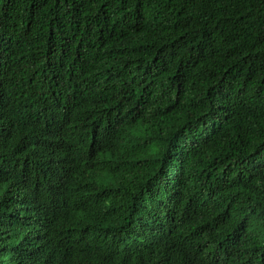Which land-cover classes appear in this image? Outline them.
<instances>
[{
	"label": "trees",
	"instance_id": "1",
	"mask_svg": "<svg viewBox=\"0 0 264 264\" xmlns=\"http://www.w3.org/2000/svg\"><path fill=\"white\" fill-rule=\"evenodd\" d=\"M53 89L88 117L63 121ZM78 181L97 202L58 215L54 264H185L119 248L153 206L215 240L200 264H264V0H0V264H44L38 208L90 199Z\"/></svg>",
	"mask_w": 264,
	"mask_h": 264
},
{
	"label": "clouds",
	"instance_id": "2",
	"mask_svg": "<svg viewBox=\"0 0 264 264\" xmlns=\"http://www.w3.org/2000/svg\"><path fill=\"white\" fill-rule=\"evenodd\" d=\"M81 88L83 91H85L84 86H81ZM69 93L73 94V92ZM74 95L75 97H64L58 93L56 89H53L50 93H45L41 101H47L49 103L61 105L64 115L63 121L72 124L75 122L76 108H80L85 116H87L83 110L84 105L81 103V96H78L77 94ZM76 105L78 106L75 107ZM1 117L11 122L8 118L3 116ZM44 143L45 147L50 152L55 154L57 164L59 159L62 157L56 152V150L60 147V138H51L49 141L45 140ZM95 179L96 177L93 178V181H95ZM76 191L78 194L85 196L92 195V197L86 201H83L75 197L74 199H70V197L57 194L55 199L60 206L61 213L55 211L52 204L51 207L48 205H42L38 208L46 209L44 216V218H46L45 231L47 232L49 240L43 241L37 237H34L39 242V247L34 251L35 261H39L44 264H54L62 257H67V255L70 253L73 255L72 251H67L71 247L65 246L59 241V239L66 233L68 227L66 217L58 215L74 208V215L71 217V221L74 223L76 220V209L83 206L90 207L97 202L96 199L98 198V196L92 191H89L88 193L84 192L79 181ZM93 197H95V199H93ZM181 203L186 204V201L182 200V196L180 199V204ZM188 213L189 212H181L178 214L177 212L173 211L157 210L155 206H153L152 209H134L129 214V231L123 237L124 243L122 245L120 243L119 248L121 246L123 251L134 249L137 254H140L145 247L158 245L161 248V252L168 256L172 261V252L180 250L183 254L181 263H202L203 261L200 258L201 254L206 250H208V252L211 254L215 246V240L210 241L205 230L194 234H188V238L186 240L183 238L180 240L179 237L184 230V221L188 218ZM53 217H59V220L55 223H50L48 220ZM51 225L52 227H50ZM108 236V233H102L97 238L91 239L97 241V250L102 246L104 240ZM76 251L79 253V256H81L80 246ZM95 253L96 251L92 252L90 255L92 260Z\"/></svg>",
	"mask_w": 264,
	"mask_h": 264
},
{
	"label": "bare ground",
	"instance_id": "3",
	"mask_svg": "<svg viewBox=\"0 0 264 264\" xmlns=\"http://www.w3.org/2000/svg\"><path fill=\"white\" fill-rule=\"evenodd\" d=\"M142 255V254H141Z\"/></svg>",
	"mask_w": 264,
	"mask_h": 264
}]
</instances>
